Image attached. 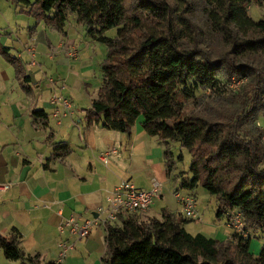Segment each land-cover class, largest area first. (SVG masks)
<instances>
[{
  "label": "trees",
  "instance_id": "trees-1",
  "mask_svg": "<svg viewBox=\"0 0 264 264\" xmlns=\"http://www.w3.org/2000/svg\"><path fill=\"white\" fill-rule=\"evenodd\" d=\"M14 1L63 35L74 16L87 36L106 45L101 87L84 109L87 127L101 124L129 135L141 118L165 146L169 176L176 169L173 147L190 152L189 170L173 178L180 188L204 187L217 200V220L231 225L240 213L246 232L264 234V128L258 123L264 113V18L249 13L264 0ZM112 28L116 35H106ZM0 55L31 93L26 62L2 44L1 32ZM236 79L247 82L234 88ZM200 91L209 92L207 99ZM191 101L196 106L188 109ZM32 116L48 119L44 109ZM52 145L55 155L71 152L66 142ZM190 221L164 206L161 219L134 213L107 222L102 264H264V245L256 254L253 237L233 229L220 241L189 232ZM21 240L18 229L0 233L5 257L41 264L38 255H26Z\"/></svg>",
  "mask_w": 264,
  "mask_h": 264
},
{
  "label": "crops",
  "instance_id": "crops-1",
  "mask_svg": "<svg viewBox=\"0 0 264 264\" xmlns=\"http://www.w3.org/2000/svg\"><path fill=\"white\" fill-rule=\"evenodd\" d=\"M40 22L45 23L39 21L31 26V21H28V43L19 42L20 37L15 35L10 25L3 27L7 34L1 36L2 44L22 58L24 52L19 50L21 43L32 58L45 45L51 53H43L50 60H57L58 65H70L72 61L67 57V51L75 47L77 25L70 21L63 35L46 24L53 32L61 34L62 40L57 44V49L63 51L64 56L58 58L54 53L56 46ZM33 62L29 64H39ZM0 67L4 72L0 76V103L8 106L5 116L0 112V185H10L7 189H0V233L11 236L14 229H18L22 234V249L26 255H38L41 264L48 261L102 264L107 236L104 225L99 223L90 236L80 239L69 233H60L59 223L69 216H74L78 221L103 217L105 214L100 212V207L107 206V196L126 180L143 189H150L154 180L162 182V195L158 199L164 200L165 185L175 181L173 178L177 175L176 169L171 176L167 173L164 144L148 134L141 118L129 135L107 129L101 124L87 127L84 108L77 109L72 96L58 94L72 104V108L67 110L62 100L55 104L52 102V97L57 94L53 86L44 85L51 90V95L44 96L42 78L38 80L35 73L30 71L32 83L36 87L31 93H25L13 69L1 57ZM79 76L73 69L61 83L62 86L53 77L51 81L62 89L66 81L72 85L81 83ZM56 108L67 114L54 117ZM34 109H44L48 114L47 122L42 117L34 118ZM59 141L69 144V154L55 155L52 143ZM104 156L106 160H102ZM186 190L187 194L197 198L196 188ZM167 206L176 211L170 205ZM150 208L144 216L157 217L150 214ZM199 232L216 237L204 229H199ZM62 242L74 245V248L60 262ZM0 264L24 263L6 258L0 248Z\"/></svg>",
  "mask_w": 264,
  "mask_h": 264
},
{
  "label": "rangeland",
  "instance_id": "rangeland-1",
  "mask_svg": "<svg viewBox=\"0 0 264 264\" xmlns=\"http://www.w3.org/2000/svg\"><path fill=\"white\" fill-rule=\"evenodd\" d=\"M249 13L251 16L256 19H262L264 18V5L258 6L256 4H252L250 6ZM28 21H31V26H34L35 23H38L36 18L33 16H29L26 13H23L20 11V7H18L14 0H0V32L1 36L6 35V30H4L3 27H7L8 25L11 26V29L14 31L15 35L20 37L18 40L19 42L23 41L24 43H28V27L30 24H28ZM72 21V23L76 24V42L75 47L78 49V55L79 57L76 59L67 57L72 61L74 64L67 63L66 65H58L57 60L53 61L48 58L43 52L48 51L47 55L51 53V51L44 45L43 48L37 50L35 52V57H30V55L25 51L23 48L22 43L20 44L19 50L24 52V58L23 60L26 62V67L28 70V73H35L37 75V79L40 80L42 78L43 85H41L44 96L48 97L51 95V90L47 89L45 86L49 84V87L54 90L57 93V95H65V96H72L74 98V105L77 109L80 108H89L92 104V99L96 98L98 95L99 88L102 84V62L106 58L107 55V47L105 44L94 40L92 37L87 36L86 34V28L83 24L79 23L77 19L74 16L70 17L69 22ZM71 23V22H70ZM42 28H46L48 34L51 37V42L56 46L54 53L58 56V58H61L62 55L64 56L63 51L57 49V44L62 40L61 34L56 31L53 32L50 27H48L45 23H41ZM69 24V23H68ZM21 25V26H20ZM24 28H23V27ZM40 26V27H41ZM19 28L21 30H19ZM53 32V33H52ZM117 33V28H112L106 32V35L108 36H115ZM217 43V42H216ZM70 48L69 50H71ZM222 49V48H220ZM66 50V49H65ZM68 50V51H69ZM67 51V50H66ZM67 51V52H68ZM22 52V53H23ZM2 60L11 66V68L14 71V74L16 76L15 68L14 66L6 61L4 57H2ZM33 62L35 64V61L39 64L37 65H31L30 62ZM79 73V80L81 83H77L76 85H72L65 82V87H57V84H54V82L51 81V78L53 77L55 81H60V86H62V82L65 81L66 76L68 73L72 72L73 69ZM3 68L0 67V76L3 75ZM31 71V73H30ZM33 82V81H32ZM247 82V79L242 80H234L233 86L234 88L244 85ZM45 85V86H44ZM242 85V86H243ZM20 86V85H19ZM33 87H36L34 83H32ZM21 88V86H20ZM241 89V88H240ZM239 89V90H240ZM22 90V88H21ZM52 90V91H53ZM61 93V94H60ZM35 94V93H34ZM209 92L200 91L198 92L199 98L207 99ZM205 95V96H203ZM3 102L0 103V112H3L2 116H5L8 112V106L3 105ZM196 103L191 101L188 105V109H191L192 107H195ZM258 123L261 125V127L264 128V113L261 114L258 118ZM174 150V158L176 159V174H179L182 171H188L191 161V155L190 152L185 149L181 148L179 144H176L173 147ZM183 153L184 160L179 161L177 160V157L179 154ZM178 187L181 194H187L185 188H180L177 181H169L165 185V198L164 200L155 198L154 203L151 205V211L150 214L152 216H157L158 218H162V212L161 207L170 205L177 214L181 213L182 217H186V215L183 213V205L178 201L174 194L175 188ZM144 188V187H143ZM197 189V210L200 214V220H191L186 224V229L191 233H198L199 229H204V231H208V233L212 232L213 235H216L215 238H217L220 241H227L230 236V231H233V228H229L228 223L225 218H222L220 220L216 219V208H217V200L214 196L210 195V193L202 186L196 187ZM144 214H142V217ZM144 219H147L146 216H144ZM188 219V218H187ZM217 233V234H214ZM247 235L253 237L252 240V251H254L256 254H258L261 250L262 245H264V234L262 232H255L253 229L247 230Z\"/></svg>",
  "mask_w": 264,
  "mask_h": 264
},
{
  "label": "built area",
  "instance_id": "built-area-1",
  "mask_svg": "<svg viewBox=\"0 0 264 264\" xmlns=\"http://www.w3.org/2000/svg\"><path fill=\"white\" fill-rule=\"evenodd\" d=\"M68 55L69 57L76 58L78 56L77 49L73 47L68 51ZM61 100L67 110L72 108V104L68 99H63L57 94L52 97V102L54 104L60 102ZM53 114L54 117L59 118L61 115H66L67 113L66 111L64 112L56 108ZM59 123H61V121H59ZM102 160H106V157L104 156ZM9 187L10 185L8 184L0 185V189H7ZM162 190L163 184L158 180L153 181L150 189L138 188L129 180L122 181L107 196V206L100 207V212L105 214L103 217H91L83 221H78L74 216H69L59 223L58 230L60 233H69L70 235L80 239L87 238L99 223L105 226L107 222L119 223L120 216H128L134 213L145 214L153 204L155 198L162 195ZM174 194L178 201L183 205V213L186 215V218L199 221L200 215L197 210V201L195 196L192 194H181L179 190L174 192ZM230 227L247 236L240 213L236 215ZM61 247L62 251L60 252L59 257L60 262L66 258L68 251L73 249L74 245L62 242Z\"/></svg>",
  "mask_w": 264,
  "mask_h": 264
}]
</instances>
